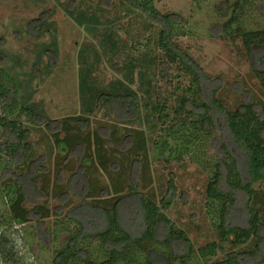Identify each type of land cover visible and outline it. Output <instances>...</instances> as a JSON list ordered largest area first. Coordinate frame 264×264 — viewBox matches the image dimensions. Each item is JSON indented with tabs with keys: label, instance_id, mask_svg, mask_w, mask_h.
I'll return each mask as SVG.
<instances>
[{
	"label": "trees",
	"instance_id": "1",
	"mask_svg": "<svg viewBox=\"0 0 264 264\" xmlns=\"http://www.w3.org/2000/svg\"><path fill=\"white\" fill-rule=\"evenodd\" d=\"M261 1L224 3L219 14L226 20L215 38L241 41L264 91V28H245L242 20L248 7L264 9ZM119 2L121 14L139 17L142 32L149 33L138 58L113 63L125 81L106 86L97 85L94 72L102 54L120 53L123 27L115 6L110 0L66 5L68 17L96 40L101 54L95 51L89 63L79 53L78 115L47 120L42 106L25 99L20 81L0 67V229L38 225L42 239L60 242L51 264H264V104L234 83L241 103L229 110L218 98L220 79L207 78L177 44L176 37L186 34L180 15L159 12L153 0ZM101 112L104 120L93 127ZM208 140L211 153L205 155L201 143ZM38 142L44 153L38 154ZM186 159L207 175L205 215L216 234L197 249L165 214L177 200L185 204L174 176L168 175L159 199L149 191L154 163ZM28 184L43 199L31 207ZM49 200L63 204L51 208ZM49 219L53 230H42ZM5 241L0 232V260L7 263Z\"/></svg>",
	"mask_w": 264,
	"mask_h": 264
},
{
	"label": "rangeland",
	"instance_id": "2",
	"mask_svg": "<svg viewBox=\"0 0 264 264\" xmlns=\"http://www.w3.org/2000/svg\"><path fill=\"white\" fill-rule=\"evenodd\" d=\"M97 1L82 0L81 6H93ZM110 1L115 6L114 15L118 16L123 31L118 34L121 42L120 53L117 56L102 54L98 61L94 77L99 86H106L117 80L125 81L123 72H116L112 65L115 61L119 65H128L131 59L138 58L144 52L149 33L142 32L145 27L139 17L132 15L125 18L121 14L119 0ZM153 2L159 12L178 14L185 20L183 29L186 34L176 37L177 44L187 50L207 78L220 79L222 89L218 98L225 107L233 110L241 103V98L232 92L234 83H241L246 91L252 92L253 100L264 104V91L259 80L254 78L251 72L252 60L241 41H231L229 37L215 38V28L226 20L220 17L219 10L223 9L224 3L232 4L234 0ZM67 3L68 0H0V67L8 70L20 81L25 99L42 106L43 115L49 121L79 114V53L83 50L88 55L89 63L93 62L95 51L100 54L96 40L66 14ZM254 3L260 4L262 1L254 0ZM255 6L248 7L242 15L245 28H264V9L260 8V5ZM39 26L42 27L39 29ZM174 73H171L173 78L177 75ZM181 83L184 85L186 81ZM160 85L159 81L158 94L165 99ZM132 88L137 89V78ZM102 114L101 112L94 117L93 127L98 121L104 120ZM32 140L35 142L38 136L34 134ZM38 143V154L44 153L46 147L43 143ZM209 143L210 140L201 143L206 147L203 149V152L206 150L205 155L211 153ZM78 154L79 151L76 152L77 156ZM52 163L53 161L48 165L51 176ZM169 174L175 178L178 197L181 193L185 195V204L180 199L177 200L172 208L165 212L167 217L178 229L186 232L195 249L215 241L216 234L204 208L207 175L199 165L188 159L180 164L154 163L151 166L153 183L149 191L154 193L157 199L164 194ZM68 176L63 174L61 178L66 179ZM104 179L102 176V180ZM26 198L27 207L43 200L31 184L26 187ZM48 202L51 208L63 204V200ZM73 204H77L76 199H73ZM53 224L52 219L46 220L41 229L53 230ZM38 229L39 226L33 223L0 229L6 237L2 249L9 258L7 263L0 260V264H51L53 252L60 246V242H54L53 236L42 239ZM58 239L61 241L63 236Z\"/></svg>",
	"mask_w": 264,
	"mask_h": 264
}]
</instances>
